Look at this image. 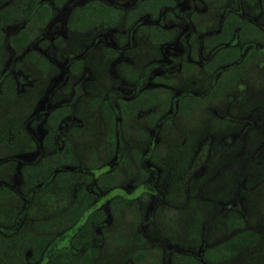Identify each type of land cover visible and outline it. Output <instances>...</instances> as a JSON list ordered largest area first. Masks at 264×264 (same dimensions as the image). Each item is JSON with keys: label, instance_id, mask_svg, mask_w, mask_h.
Masks as SVG:
<instances>
[{"label": "flooded vegetation", "instance_id": "obj_1", "mask_svg": "<svg viewBox=\"0 0 264 264\" xmlns=\"http://www.w3.org/2000/svg\"><path fill=\"white\" fill-rule=\"evenodd\" d=\"M77 47L81 49L75 54L64 51ZM22 48L31 52L36 65L46 60L45 72L48 64L56 63L57 70L32 111L35 129L28 121L37 146L21 153V162L7 179L0 178V199L17 193H35L32 199H39L41 189L48 187L68 196V215L81 208L90 212L91 221L94 209L102 208L98 222L106 216L108 225L112 214L129 209L135 200L154 203V195L166 191L156 163L163 126L200 108L218 115L213 101H233L249 66L264 63V0H0V104L22 87L21 70L11 68ZM96 52L109 75L103 90L97 62L91 59ZM199 81L206 84L196 89ZM83 97H89L86 104L94 121L73 114ZM133 127L147 139L138 157L148 175L143 180L145 173H140L136 183L131 177L123 179L133 162L134 146L128 139ZM247 131L243 126L224 138ZM98 133L91 157L75 156L73 142L90 143ZM100 155L109 157L102 160ZM127 196H133L131 203ZM154 207L147 206L151 213ZM37 211L16 218L7 233L10 246L23 247L27 258L34 259L30 264H53L55 257L61 263L67 256L57 250L60 246L76 257L87 246L101 243L102 230L92 221L87 224L90 236L83 239V227L73 244L61 243L46 256L62 219L39 220ZM96 254L92 251L86 261Z\"/></svg>", "mask_w": 264, "mask_h": 264}, {"label": "rangeland", "instance_id": "obj_2", "mask_svg": "<svg viewBox=\"0 0 264 264\" xmlns=\"http://www.w3.org/2000/svg\"><path fill=\"white\" fill-rule=\"evenodd\" d=\"M23 49L17 50V60L11 65L16 71L21 70L22 87L7 103L0 104L2 179H7L15 165L21 162L22 152L31 153L37 146L35 138L31 137L28 121H31V126L34 125L32 111L39 99L45 96L56 69V63L48 64L45 72L46 60L40 61L38 66L31 60V52ZM80 49L64 51L75 54ZM60 53L58 50L57 57ZM6 55L3 53V63ZM93 57L97 62L98 86L103 90L109 75L105 73L101 54L93 53L91 59ZM246 74V81L242 82L240 91H235L233 101H213L212 107L218 115L210 108H200L187 118L174 117L163 126L160 133L162 144L155 162L159 163L160 183L166 191L154 195L152 213L147 208L151 203L146 204L139 198L129 209L112 214L111 221L106 225V216L102 222H98L104 212L102 208L94 209L95 218L91 221L87 218L90 212L81 208L68 215V196L48 187L41 189L39 193L42 197L39 199H32L35 193L31 197L27 193L24 196L17 193L12 197H2L0 264H30L34 260L27 258L23 247L10 246L7 234L10 224L15 223L18 217L23 218V214L31 209L40 210L37 211L39 220L46 221L45 217L50 220L62 219L63 226L54 230L57 237L45 249L46 256L59 244L72 243L78 232L83 227L86 229L92 221L99 223L97 225L102 230L101 243L87 246L76 257L69 254L67 246L57 248L60 254L67 257L61 258V263L55 257L53 264H264V249L259 247L262 238L257 243L243 246L222 262L214 263L206 255L209 248L224 243L232 234L248 231L264 236V63L251 64ZM205 84L199 81L195 88H202ZM88 98L79 99L80 102L72 108L73 114L94 121V113L86 104ZM243 126L247 132L231 139L224 138L226 132H239ZM144 135L137 127H133L128 135L131 146H134L130 152L133 162L126 169L128 172L124 180L131 177L136 183L142 179L140 173H145L143 180L148 175L138 157L147 141ZM99 139L98 133L90 143L83 139L73 142L75 156L88 160L91 157V144L99 143ZM202 153L203 157L200 156ZM16 155L17 158L14 157ZM100 156L104 160L111 154ZM151 161L154 162L152 158ZM21 190L25 192L23 187ZM127 199L131 203L133 196H127ZM224 212L226 216H223ZM229 215L235 222H224ZM17 223V226L21 225L18 219ZM88 236L87 228L83 239ZM61 238H64L62 242ZM97 238L95 241L98 242ZM14 241L17 243V239ZM201 248L203 251L200 254ZM95 250L96 256L86 261ZM228 251L226 248L223 252Z\"/></svg>", "mask_w": 264, "mask_h": 264}, {"label": "trees", "instance_id": "obj_3", "mask_svg": "<svg viewBox=\"0 0 264 264\" xmlns=\"http://www.w3.org/2000/svg\"><path fill=\"white\" fill-rule=\"evenodd\" d=\"M228 219L226 221L228 222H235V219L232 217V215H229L227 217ZM225 219V218H224ZM229 230V229H226ZM233 230V229H232ZM262 235V234H261ZM259 232H244V233H237L232 234L229 238L226 239V241L220 245H215L211 249L209 248L206 251V255L208 258H212L214 263L222 262L224 260H228L231 258L233 253L235 251H239L243 246L257 243L258 240H260L261 249H264V236L262 237ZM228 248V252H223L224 249Z\"/></svg>", "mask_w": 264, "mask_h": 264}]
</instances>
